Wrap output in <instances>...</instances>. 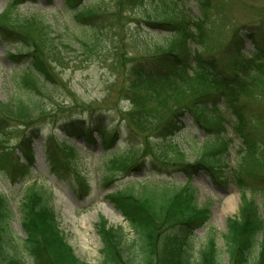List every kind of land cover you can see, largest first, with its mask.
<instances>
[{"label": "trees", "instance_id": "16d2710c", "mask_svg": "<svg viewBox=\"0 0 264 264\" xmlns=\"http://www.w3.org/2000/svg\"><path fill=\"white\" fill-rule=\"evenodd\" d=\"M91 1L62 0L72 12L70 23L58 19L49 23L32 16L30 23L38 33V41L34 38L35 43H21L24 49L14 44L16 55L11 54L30 60L28 70L22 72L18 81L29 90L25 93H46L59 85L49 64L51 61L43 54L46 46L61 54L67 48L87 53L89 46L96 45L97 41L91 40L94 33L89 34V31L98 29L99 23L108 15L93 12L94 4H90ZM138 1L143 0H115L117 6L115 4L113 13L117 18L114 24H120L124 8H131ZM180 1L165 0L162 10H154L153 16L143 21L152 30L169 36L161 45L163 51L160 54L135 61L127 68L126 81L134 91L131 93L134 94L131 101L133 110L129 116L135 124L127 123V127L135 132L136 126H141L154 138H168L182 129L181 119L187 117L186 120L193 125L204 129L207 134L200 145H192L194 151L189 149L190 153L198 156L194 162L188 161L187 148L174 141L167 142L170 153L167 161L188 176L199 170L219 176L225 170L224 181L233 184L240 194L239 211L227 221V232L223 235L224 249H217L211 237L200 249L198 257L193 259L186 239L183 241L177 233L165 231L168 226L204 225L205 222L201 221L208 209L197 207L193 189L188 185L171 189L161 183L152 187L130 184L126 189L109 194L108 199L127 220L134 238L125 241L123 227L110 226L104 219L100 221L98 234L103 247L99 264H264V187L257 186L259 177L243 171V161L248 158L250 163L258 158L255 154L256 143L250 140L246 132L249 124H253L249 116L254 112L247 111L241 102L248 96L249 90L264 86V35L255 28L237 29L227 46L228 53L236 57L231 67H225L220 63L221 59L212 55V50L204 54L207 48L206 23L209 19L207 10L211 0H197V15L184 12ZM15 2L8 0L0 18V36L5 41L13 39L15 33L18 20L11 18L10 10ZM245 37L252 45L251 50L244 51ZM123 63L124 59L121 60ZM38 104L31 97L0 101V120L12 123L31 119L35 113L38 115ZM218 110L223 125L230 130V137L223 135V128L216 127L220 122L213 121L212 112ZM257 119L260 122V117ZM79 121L71 119L59 125L62 134L60 150L65 162L72 167L76 162L75 149H65L60 142L71 141L73 137L85 134V129L77 123ZM88 124H94V121L90 120ZM36 127L32 126L28 132L34 139L37 134L39 136ZM87 128L92 127L89 125ZM100 134L103 142L109 145L115 143L119 136L118 132H113L109 137L106 131ZM234 137L239 141V150L236 163L231 165L224 156ZM26 140L24 138L22 142L21 155L16 156L12 165L7 164L0 154V170L19 169L25 175L22 178L27 177L24 171L28 172L27 167L32 166L34 155L30 140L24 143ZM57 175L60 176L59 172ZM113 179L112 176L105 177L106 181ZM21 194L20 225L24 237H16L9 227L12 213L8 195L0 192V264H89L78 258L65 242L52 206L51 192L34 181L23 187ZM168 222L170 225L166 226ZM258 233L261 235L260 241L257 239ZM224 252L227 261L221 257Z\"/></svg>", "mask_w": 264, "mask_h": 264}, {"label": "rangeland", "instance_id": "374dc122", "mask_svg": "<svg viewBox=\"0 0 264 264\" xmlns=\"http://www.w3.org/2000/svg\"><path fill=\"white\" fill-rule=\"evenodd\" d=\"M164 1H138L131 8H124L120 24L116 25L117 15L113 13L115 0H92L93 12L108 15L99 23L98 29L89 31V34L93 31L91 40H96V45L89 46L87 53L67 48L61 54L46 46L42 51L51 61L49 64L59 85L56 89L34 95L25 93L29 90L18 83L22 72L28 70L30 60L11 56L16 55L13 45L23 48L25 43L32 44L35 43L34 38L38 39V33L30 23L32 16L49 23H54L55 19L70 23L72 12L62 0H16L12 5L11 18L18 20L13 39L5 41L0 36V101L31 97L33 102L39 103L38 115L35 113L31 119L12 123L0 120V154L6 163L12 165L16 156L21 155L24 138L30 140L34 155L32 166L27 167L28 172L24 171L27 175L25 178H22L25 175L19 169L0 170V192L8 195L12 213L9 227L14 236L24 237L20 225L21 192L23 187L35 181L51 192L59 229L73 253L89 264H99L103 247L98 234L100 221L104 219L110 226L123 227L125 241L134 238L127 220L110 202L108 195L126 189L130 184L152 187L161 183L171 189L190 186L197 207L208 209L201 221L205 222L203 226H168L165 231L177 233L183 241L186 239L193 259L198 257L200 249L211 237L217 249H224L223 235L227 232V221L238 214L241 204L236 187L224 181L225 170L221 172L220 168L219 176L203 170L188 176L167 161L170 158L167 142L174 141L187 148L188 161L194 162L198 156L190 153L189 149L194 151L192 145L199 146L207 132L186 120L187 117L181 119L182 129L168 138H154L141 126H136L135 132L127 127V123L133 124L129 115L133 110L131 101L134 97L131 94L134 91L126 81L127 72L133 62L163 51L161 45L169 35L152 30L143 21L152 17L154 10H162ZM179 3L184 12L198 14L197 0H182ZM7 4L8 0H0V18ZM207 11V48L204 54L212 50V55L221 59L220 63L225 67H231L236 57L228 53L227 46L237 29L255 28L264 35V0H211ZM243 42L244 51L251 50L252 45L246 37ZM241 102L247 111L254 112L249 116L254 125L250 123L246 132L250 140L256 143L255 154L258 157L250 163L248 158L243 161V171L259 177L257 186L264 187V86L249 90L248 96ZM91 111L94 113L91 114ZM212 117L216 123L220 122L216 127L223 128V135L230 137V130L223 125L220 111L212 112ZM257 117H260V122ZM71 119L80 120L77 123L85 129L84 135L60 142L65 149H75L76 162L73 167L65 162L59 146L62 135L59 125ZM90 120L94 124H88ZM35 125L39 129V136L37 134L34 139L28 132ZM89 125L91 129L87 128ZM102 131H106L108 137L118 132L116 142L112 145L104 143L100 136ZM238 147L239 141L234 137L224 156L231 165L237 161ZM27 163L29 165L30 161ZM107 176L114 179L106 181ZM167 224L170 225V222ZM257 239L260 241V233ZM221 257L224 261L228 260L225 252Z\"/></svg>", "mask_w": 264, "mask_h": 264}]
</instances>
